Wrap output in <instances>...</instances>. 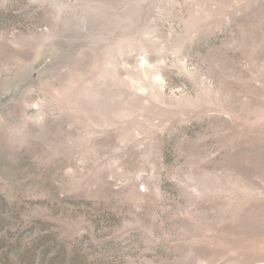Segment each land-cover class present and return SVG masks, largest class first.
I'll return each mask as SVG.
<instances>
[{
	"label": "rangeland",
	"instance_id": "1",
	"mask_svg": "<svg viewBox=\"0 0 264 264\" xmlns=\"http://www.w3.org/2000/svg\"><path fill=\"white\" fill-rule=\"evenodd\" d=\"M0 264H264V0H0Z\"/></svg>",
	"mask_w": 264,
	"mask_h": 264
}]
</instances>
